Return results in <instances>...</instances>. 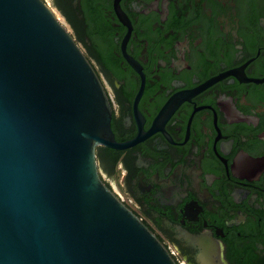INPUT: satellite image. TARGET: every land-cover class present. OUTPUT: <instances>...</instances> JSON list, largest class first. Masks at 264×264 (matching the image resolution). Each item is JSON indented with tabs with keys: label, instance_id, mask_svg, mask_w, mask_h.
<instances>
[{
	"label": "flooded vegetation",
	"instance_id": "af4514ba",
	"mask_svg": "<svg viewBox=\"0 0 264 264\" xmlns=\"http://www.w3.org/2000/svg\"><path fill=\"white\" fill-rule=\"evenodd\" d=\"M49 1L139 139L103 183L176 264H264V0Z\"/></svg>",
	"mask_w": 264,
	"mask_h": 264
},
{
	"label": "water",
	"instance_id": "95a60500",
	"mask_svg": "<svg viewBox=\"0 0 264 264\" xmlns=\"http://www.w3.org/2000/svg\"><path fill=\"white\" fill-rule=\"evenodd\" d=\"M138 141L59 14L0 0V264H176L98 172Z\"/></svg>",
	"mask_w": 264,
	"mask_h": 264
},
{
	"label": "rangeland",
	"instance_id": "374dc122",
	"mask_svg": "<svg viewBox=\"0 0 264 264\" xmlns=\"http://www.w3.org/2000/svg\"><path fill=\"white\" fill-rule=\"evenodd\" d=\"M47 1V5L49 6V7H51L52 5H51V3H50V1L49 0H46ZM51 8H53V7H51ZM60 16V15H59ZM61 18V17H60ZM62 20V19H61Z\"/></svg>",
	"mask_w": 264,
	"mask_h": 264
}]
</instances>
